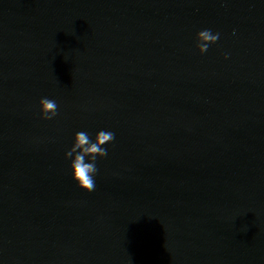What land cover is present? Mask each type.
<instances>
[{
	"label": "water",
	"instance_id": "water-1",
	"mask_svg": "<svg viewBox=\"0 0 264 264\" xmlns=\"http://www.w3.org/2000/svg\"><path fill=\"white\" fill-rule=\"evenodd\" d=\"M0 264H264V0H0Z\"/></svg>",
	"mask_w": 264,
	"mask_h": 264
},
{
	"label": "clouds",
	"instance_id": "clouds-1",
	"mask_svg": "<svg viewBox=\"0 0 264 264\" xmlns=\"http://www.w3.org/2000/svg\"><path fill=\"white\" fill-rule=\"evenodd\" d=\"M220 38V33H213L211 29H204L196 35V48L201 54L208 51L211 44H215ZM228 56L225 55V59ZM40 117L43 120H52L58 115V104L47 97L39 100ZM115 139V133L109 130H100L94 140L86 131H79L74 136L72 147L65 153V159L71 158L70 168L74 181L79 188L92 192L96 184L94 177L98 172L97 158L108 155L106 144H111Z\"/></svg>",
	"mask_w": 264,
	"mask_h": 264
}]
</instances>
